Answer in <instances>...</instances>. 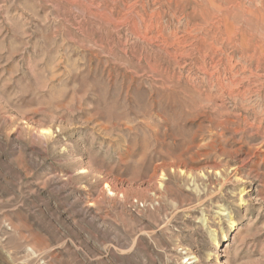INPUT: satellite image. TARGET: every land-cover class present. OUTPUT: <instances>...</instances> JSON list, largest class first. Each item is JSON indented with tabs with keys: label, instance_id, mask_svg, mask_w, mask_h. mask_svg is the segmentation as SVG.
Listing matches in <instances>:
<instances>
[{
	"label": "rangeland",
	"instance_id": "1",
	"mask_svg": "<svg viewBox=\"0 0 264 264\" xmlns=\"http://www.w3.org/2000/svg\"><path fill=\"white\" fill-rule=\"evenodd\" d=\"M0 264H264V0H0Z\"/></svg>",
	"mask_w": 264,
	"mask_h": 264
},
{
	"label": "bare ground",
	"instance_id": "2",
	"mask_svg": "<svg viewBox=\"0 0 264 264\" xmlns=\"http://www.w3.org/2000/svg\"><path fill=\"white\" fill-rule=\"evenodd\" d=\"M163 27V26H162ZM153 29V28H152ZM157 30V29H156ZM174 32V31H173ZM174 35V34H173ZM175 36V35H174ZM189 36V35H188ZM176 38V37H175ZM180 40V39H179ZM183 43V42H182ZM186 43V42H185ZM187 48V47H186ZM171 49V48H170ZM216 51V50H215ZM213 54V53H212ZM208 55H209V53H208ZM205 57H207V56H205ZM204 65V64H203ZM202 68V67H201ZM200 68V69H201ZM205 68V67H204ZM212 70V69H211ZM216 70V69H215ZM206 71V70H205ZM207 72V71H206ZM206 74V73H205ZM211 74H213V72L211 73ZM217 75V74H216ZM220 76V75H219ZM216 77V76H215ZM221 77V76H220ZM219 78V77H218ZM224 78V77H223ZM221 79V78H220ZM220 79H217V82L218 83H220ZM210 81V80H209ZM223 82V81H222ZM225 85V84H224ZM223 86V85H222ZM224 87V86H223ZM222 88V87H221ZM229 89H232V88H229ZM227 90V89H226ZM221 91H222V89H221ZM235 91H237V90H235ZM234 91V92H235ZM219 92V91H218ZM223 92V91H222ZM232 92V91H231ZM240 92V91H239ZM244 92V91H243ZM228 93V92H227ZM233 93V92H232ZM219 94V93H218ZM239 94V93H238ZM220 95V94H219ZM231 95V94H230ZM240 96H244V94H240ZM231 97V96H230ZM233 97V96H232ZM210 98V97H209ZM221 99V98H220ZM247 100V99H246ZM242 101H243V99H242ZM234 224L232 223V225H230V229H232V228H234ZM226 237V234L223 236V238H225ZM217 245H218V243L216 244V246H215V248L214 249H217ZM215 253V252H214Z\"/></svg>",
	"mask_w": 264,
	"mask_h": 264
}]
</instances>
